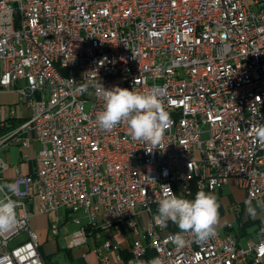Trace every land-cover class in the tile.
<instances>
[{
  "label": "built area",
  "instance_id": "1",
  "mask_svg": "<svg viewBox=\"0 0 264 264\" xmlns=\"http://www.w3.org/2000/svg\"><path fill=\"white\" fill-rule=\"evenodd\" d=\"M100 84L157 94L170 118L162 144L150 153L126 124L101 130ZM0 90L31 112L10 137L22 151L40 145L35 172L16 168L19 191L3 192L19 207L0 231V264H45L30 227L35 199L42 214H80L69 247L94 233L100 264L122 261L99 232L118 224L134 237L127 264H264V228L245 247L216 229L204 244L183 234L181 248L155 222L166 195L188 199L193 185L216 192L230 179L264 209V146L250 135L264 124V0H0ZM7 168L0 158V185Z\"/></svg>",
  "mask_w": 264,
  "mask_h": 264
},
{
  "label": "crops",
  "instance_id": "2",
  "mask_svg": "<svg viewBox=\"0 0 264 264\" xmlns=\"http://www.w3.org/2000/svg\"><path fill=\"white\" fill-rule=\"evenodd\" d=\"M0 136H12L19 129L24 120L30 116V110L25 107L18 106V94L15 91L0 90ZM11 109H16V117H7ZM17 136L10 137L7 143L0 150L1 160L8 165V168L1 174L2 184L13 183L15 179V169L19 168L24 174H33L36 170V158L40 145L33 141L30 147L21 150V146L16 139ZM26 155V156H25ZM25 190V186H21ZM197 189L193 185L192 194L188 199H194ZM216 195L219 207V222L216 229L225 234H232L238 238L241 246H246L248 241L258 240L264 228V209H260L255 202L247 201V192L241 188L234 179H230L226 184L220 187L216 192L203 189ZM0 198H4V193L0 192ZM234 206H239L238 210H234ZM30 227L37 232L41 243L40 251L45 260V264H100L98 257L93 249L101 242L98 241L94 233H90V239L84 246L71 249L69 243L71 234L76 229L73 220L80 214L72 215L69 211H65V219H59L69 239L60 235L57 238L51 233V224L48 214H42L39 211L38 200L30 205ZM158 213V208H156ZM144 218V217H143ZM145 219V218H144ZM87 223L86 220H83ZM124 224H118L110 229L100 230L102 240H111L121 247L122 261L116 264H127L126 260L130 257V249L133 241L126 234ZM126 225V224H125ZM127 226V225H126ZM169 233H178L180 230L177 225L171 221L167 224ZM128 227V226H127ZM129 229V228H128ZM61 237V239H60ZM61 241V244L59 242ZM114 257L115 254L113 253Z\"/></svg>",
  "mask_w": 264,
  "mask_h": 264
},
{
  "label": "clouds",
  "instance_id": "3",
  "mask_svg": "<svg viewBox=\"0 0 264 264\" xmlns=\"http://www.w3.org/2000/svg\"><path fill=\"white\" fill-rule=\"evenodd\" d=\"M98 95L103 99V110L96 114V122L101 130L111 131L119 124H126L128 134L133 141L151 146L152 152L163 142L169 116L163 109L161 98L152 92H138L115 86L105 89L98 85ZM250 135L264 146V124L250 127ZM169 193L171 189L168 186ZM15 195L19 191L18 183L0 185V192ZM19 203L5 195L0 198V231H8L18 223L17 208ZM220 204L215 194L197 191L194 199L179 197L175 194L166 195L158 202L156 224L166 228L169 221L180 230L172 236L177 247H184L186 240L183 234H189L194 242L204 244L216 236L219 222ZM151 264H160L153 260Z\"/></svg>",
  "mask_w": 264,
  "mask_h": 264
},
{
  "label": "rangeland",
  "instance_id": "4",
  "mask_svg": "<svg viewBox=\"0 0 264 264\" xmlns=\"http://www.w3.org/2000/svg\"><path fill=\"white\" fill-rule=\"evenodd\" d=\"M48 216V218L50 219V223H54V222H56V220H58L59 221V219H61L62 221L65 219V211H64V209H61V210H58L57 212H52V213H50V214H48L47 215ZM58 223V222H57ZM51 224V225H52ZM59 225L61 224V223H58ZM124 226V228H125V231H126V234L129 236V237H131V232H130V230L128 229V227L124 224L123 225ZM32 229V228H31ZM63 231L65 232L66 231V228H63L62 227V225H60V235H61V237H62V234H63V236L65 235V233H63ZM52 237H54V238H57V236H52ZM61 237H60V239H61ZM65 237L67 238V240L69 239V235L68 234H66L65 235ZM60 239H59V242H60V244H61V241H60Z\"/></svg>",
  "mask_w": 264,
  "mask_h": 264
}]
</instances>
